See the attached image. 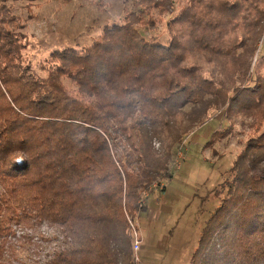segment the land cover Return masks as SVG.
Masks as SVG:
<instances>
[{"label":"trees","instance_id":"trees-1","mask_svg":"<svg viewBox=\"0 0 264 264\" xmlns=\"http://www.w3.org/2000/svg\"><path fill=\"white\" fill-rule=\"evenodd\" d=\"M23 1L30 10L40 0ZM133 4L124 23L104 26L85 49L51 51L41 77L24 56L36 48L25 23L0 0V264L41 226L54 235H39L48 247L29 264H125L116 246L119 222L128 230L122 211L134 212L153 185L164 192L171 150L190 128L188 104L202 108L199 120L210 109L223 114L227 125L208 146L231 137L242 118L257 132L213 190L219 204L189 264H264V52L250 69L264 0ZM159 22L167 45L137 28ZM164 138L162 157L152 143Z\"/></svg>","mask_w":264,"mask_h":264},{"label":"rangeland","instance_id":"rangeland-1","mask_svg":"<svg viewBox=\"0 0 264 264\" xmlns=\"http://www.w3.org/2000/svg\"><path fill=\"white\" fill-rule=\"evenodd\" d=\"M7 5L20 22L25 23L22 32L36 46L35 49L28 48L24 56L41 77L47 75L43 66L51 51L85 49L98 39L104 26L124 23L126 16L135 10L133 0H40L38 6L30 10L24 8L26 2L23 0H7ZM168 18L169 14L166 15ZM137 28L148 40L167 45L163 22L157 23L154 28L141 25ZM263 52L264 32L250 69ZM251 72L245 79H250ZM62 82L70 90L76 89L68 79L63 78ZM198 107L192 108L188 104L184 108L188 116L185 127L190 121V128L171 150L173 154L167 162V169L172 173V178L161 180L165 186L164 192H159L157 186L153 185L147 197V193L137 195L134 212H129L125 207L122 211L128 230L123 222H119L116 246L122 251L125 264H189L201 230L219 204L218 198L213 197V190L226 177L245 142L257 133L252 119L242 118L235 122L231 137L210 147L208 145L213 134L227 124L222 112H215L217 110L210 109L201 120L197 119L202 114V108ZM263 128L264 123L260 130ZM167 142L165 138L162 143L154 140L152 147L163 157ZM126 148L124 143H120L116 154L123 157ZM213 150L217 155L213 154ZM39 235L53 237L54 234L46 226H41L37 232L30 234L32 240L19 239L17 251L8 254L11 264L43 260L44 245H48L38 241ZM16 236L24 234L16 231ZM135 239L140 246L137 252L133 250Z\"/></svg>","mask_w":264,"mask_h":264},{"label":"built area","instance_id":"built-area-1","mask_svg":"<svg viewBox=\"0 0 264 264\" xmlns=\"http://www.w3.org/2000/svg\"><path fill=\"white\" fill-rule=\"evenodd\" d=\"M154 186H156V185H154ZM156 195H157V193H155ZM147 196V195H146ZM132 225V224H131ZM139 248H140V246H139V242L137 241V239H135V242H134V244H133V250L135 251V252H137L138 250H139ZM135 262H137L138 261V258L136 257L135 258Z\"/></svg>","mask_w":264,"mask_h":264}]
</instances>
